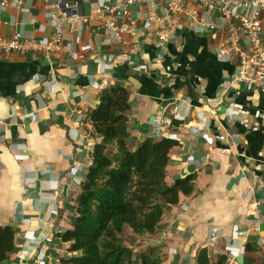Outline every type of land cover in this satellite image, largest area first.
<instances>
[{"label":"crops","instance_id":"obj_1","mask_svg":"<svg viewBox=\"0 0 264 264\" xmlns=\"http://www.w3.org/2000/svg\"><path fill=\"white\" fill-rule=\"evenodd\" d=\"M2 1L1 38L19 33L46 41L54 33L47 14H60L57 0ZM77 1L88 16L108 0ZM137 9L131 8L134 17ZM64 29L74 59L63 61L68 69L55 64L54 75L33 54H0V227L15 229L16 247L6 264H60L70 256L56 230L71 229L80 185L100 142L87 114L100 92L115 84L129 92L128 148L147 138L176 140L166 184L196 178L193 194L179 195L148 236L162 264H195L200 249L213 261L226 255L228 264H264V88L228 87L235 62L218 58V37L197 34L184 16L167 44L141 31V49L131 61L127 47L109 43L94 19ZM71 71L76 77L69 79ZM163 121L171 128L155 137L156 123ZM53 204L59 215L51 212Z\"/></svg>","mask_w":264,"mask_h":264},{"label":"trees","instance_id":"obj_2","mask_svg":"<svg viewBox=\"0 0 264 264\" xmlns=\"http://www.w3.org/2000/svg\"><path fill=\"white\" fill-rule=\"evenodd\" d=\"M128 99V90L115 84L100 92L97 107L87 114L92 134L100 142L93 146L71 229L56 233L69 245L70 256L60 259V264H162L157 247L134 259L122 235L128 229L143 241L159 229L162 216L178 204L179 195L194 192L195 175L178 178L170 186L165 182L176 140L147 138L135 150L128 148ZM15 251V229L0 227V264H6ZM227 259L219 255L213 261L207 249H200L195 264H228Z\"/></svg>","mask_w":264,"mask_h":264},{"label":"built area","instance_id":"obj_3","mask_svg":"<svg viewBox=\"0 0 264 264\" xmlns=\"http://www.w3.org/2000/svg\"><path fill=\"white\" fill-rule=\"evenodd\" d=\"M21 1L16 0V3ZM162 1L166 2L163 7L160 5ZM56 3L61 7V12L58 16L47 14L54 29L48 40L26 39L19 33L8 38L0 37V54H33L46 61L54 75L55 64L68 69L70 66L63 61L74 59V52L64 43V28L86 27L94 19L109 43L127 47L124 55L131 61L140 52L141 31L151 34L158 44H167L178 33V23L184 16L197 34L207 33L212 38L218 37L214 48L218 58L224 62H235L228 87L243 85L254 89L264 88V0H108L88 16L82 15L77 0H57ZM6 5L5 1L0 0V11ZM133 6L138 8L136 17L131 12ZM67 77L75 78L76 73L71 71ZM226 112L231 114L230 110ZM155 128V137H159L160 129L169 130L171 123L157 122ZM51 212L59 215L57 204L51 206ZM61 231L56 230V233ZM43 257L40 253L37 261L41 262Z\"/></svg>","mask_w":264,"mask_h":264},{"label":"rangeland","instance_id":"obj_4","mask_svg":"<svg viewBox=\"0 0 264 264\" xmlns=\"http://www.w3.org/2000/svg\"><path fill=\"white\" fill-rule=\"evenodd\" d=\"M122 239L126 246L133 249V258L137 259L142 251L148 252L151 247L148 244L151 242V239L148 237H143V241L136 239L131 235V232L126 229L122 235ZM146 245V246H145Z\"/></svg>","mask_w":264,"mask_h":264}]
</instances>
